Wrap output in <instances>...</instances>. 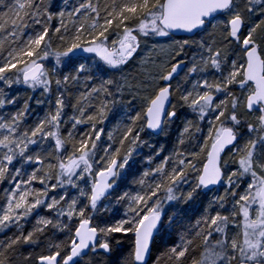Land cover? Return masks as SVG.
Masks as SVG:
<instances>
[{"label":"snow or ice","instance_id":"1","mask_svg":"<svg viewBox=\"0 0 264 264\" xmlns=\"http://www.w3.org/2000/svg\"><path fill=\"white\" fill-rule=\"evenodd\" d=\"M0 185V264H264V0H0Z\"/></svg>","mask_w":264,"mask_h":264},{"label":"trees","instance_id":"2","mask_svg":"<svg viewBox=\"0 0 264 264\" xmlns=\"http://www.w3.org/2000/svg\"><path fill=\"white\" fill-rule=\"evenodd\" d=\"M182 111H184V110H182ZM178 126H179V124L177 125V128H178ZM175 134H176V128H174L173 129V133H172V135H171V137H170V142H171V140H174L175 139ZM161 141H163V138H161ZM3 185H0V196H2V190H3ZM183 207H185V208H188V206H183ZM195 211H196V206L195 205H193L189 210H188V214L189 215H193L194 213H195Z\"/></svg>","mask_w":264,"mask_h":264},{"label":"rangeland","instance_id":"3","mask_svg":"<svg viewBox=\"0 0 264 264\" xmlns=\"http://www.w3.org/2000/svg\"><path fill=\"white\" fill-rule=\"evenodd\" d=\"M133 71H134V69H133ZM163 138V137H162Z\"/></svg>","mask_w":264,"mask_h":264}]
</instances>
